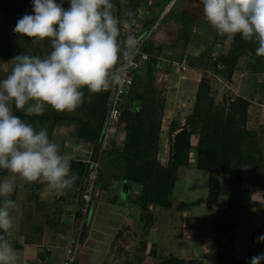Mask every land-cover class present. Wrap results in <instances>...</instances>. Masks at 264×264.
Here are the masks:
<instances>
[{
  "label": "trees",
  "instance_id": "16d2710c",
  "mask_svg": "<svg viewBox=\"0 0 264 264\" xmlns=\"http://www.w3.org/2000/svg\"><path fill=\"white\" fill-rule=\"evenodd\" d=\"M124 1L111 0V10L119 21L120 46L123 24L133 21L138 13L142 14L139 9L141 0ZM63 6H68L67 0H64ZM31 11L30 0H0V62L10 61V70L15 63L13 57L18 54L44 56L50 51L47 39L32 43L31 38L12 31L17 19ZM174 17L181 25L175 42L156 48L147 40L144 46L149 58L133 75V84L121 105V134L112 138L109 148L104 151L97 183L104 181L103 167L114 159L119 168L118 179L127 184L131 195L130 206L137 212L136 223L141 231L140 249L145 250L148 247L147 236L157 220L154 207L174 206L180 168L189 165L192 137L197 136L199 151L196 165L208 172L206 206L215 210L216 256L213 264H249L250 259H237L227 252L234 248L235 229L246 217L252 203V192L245 184L264 173V122L258 113L259 106L264 105V57L255 54L256 44L243 40L239 34L234 37L217 35L204 19L187 12L175 13ZM156 21L142 29L150 28ZM217 46L220 49H215ZM195 47L203 50L194 54ZM119 60L120 56L114 71ZM174 62H186L201 68L202 75L191 112L184 121L173 119L168 125L166 152L162 160L163 118L167 100L159 75ZM240 73L243 78L238 91L233 92L229 88L221 98H217L213 90V76L235 82V76ZM82 91L85 102L72 113L46 107L41 115H25L14 106L13 113L37 130L47 129L52 140L58 125L72 128V138L98 152L109 111L110 88L89 93L84 87ZM68 158L70 171L77 175L71 186L81 195L88 163L84 158L71 155ZM0 174H6V170L0 169ZM224 175L227 176L230 192L227 206L221 208L218 204ZM117 198L116 193L109 198V202H116ZM81 217L82 212L78 210L77 220ZM87 230L88 226L84 224L82 239ZM120 239L122 234L118 233L116 240ZM155 247L150 248V253L157 255ZM159 258L158 264H186L184 258L171 253Z\"/></svg>",
  "mask_w": 264,
  "mask_h": 264
},
{
  "label": "clouds",
  "instance_id": "9594fccd",
  "mask_svg": "<svg viewBox=\"0 0 264 264\" xmlns=\"http://www.w3.org/2000/svg\"><path fill=\"white\" fill-rule=\"evenodd\" d=\"M32 11L17 19L12 31L31 38L47 39L44 55L18 54L10 72L0 78V169L11 174L0 179V231L13 226L10 209L16 177L27 183L44 182L54 194L71 187L77 175L69 158L45 128L36 129L13 113L41 115L46 107L74 112L85 97L82 89L98 93L119 80L118 56L131 58L138 50L132 35L121 49L119 21L112 14L111 0H30ZM204 20L217 35L235 36L256 44L255 54L264 57V0H199ZM90 100L91 97H88ZM264 241V234L257 242ZM264 253L250 258L260 264ZM0 264H16V253L0 242Z\"/></svg>",
  "mask_w": 264,
  "mask_h": 264
},
{
  "label": "crops",
  "instance_id": "0c3cea01",
  "mask_svg": "<svg viewBox=\"0 0 264 264\" xmlns=\"http://www.w3.org/2000/svg\"><path fill=\"white\" fill-rule=\"evenodd\" d=\"M124 2H128V0H125ZM171 2L173 3L169 7ZM168 7L169 9L167 12H187L194 16H198L200 20L204 19L199 0H141L139 9L142 10V14L138 13L136 16L137 18L135 17L133 21L141 28L147 27L148 24L152 23L154 20H158L160 14H162ZM157 22L158 25L150 35L148 42H151L156 48L168 46L175 42L180 32L181 25L176 17H174V14L166 18L164 23L156 21L155 24ZM200 34L201 33H199V35ZM215 49H220V46H217ZM202 50L203 48L196 49L195 47L194 54H198V52L200 53ZM182 64L186 65V70L181 69ZM201 75V68L192 67L186 62L171 63L170 66L168 65L167 68L160 73L159 79L163 83V86L165 85L164 88L166 89L167 100L163 118V130L164 127L168 129V125L173 119L184 121L185 117L191 112L189 110L194 105L196 87ZM239 75L243 77L242 73ZM214 76L213 90L217 98H221L226 89L230 88L233 92L238 91L239 84L235 85V82H228L220 76ZM259 107L260 109L258 113L262 122H264V105H260ZM71 132H73V129L69 127L64 131V140L58 144L59 151L67 157L71 155L85 158L83 151L86 148L85 146L80 145L79 149L71 146L69 147L66 145L67 143L65 144L68 139H73L72 137H74V134L72 135ZM161 159H164L163 154H161ZM106 161L107 159H105L104 162ZM103 168H105L104 181L97 183L96 189L93 193L90 210L92 221L90 223L94 221L97 214H100L103 204L108 203L109 198L117 193L116 190L119 187V168L115 164V160H109L108 164ZM10 176L11 174L6 170V174H0V179H6ZM256 183L264 185V173L260 177L253 178L251 183H246L245 185L252 192L251 188L253 187V184ZM79 192V190L71 187L65 189L62 194H54L46 188L44 182L38 181L27 183L19 177L15 178L14 191L9 197L14 201V206L10 209L13 226L7 232L0 231V242H6L13 248L16 253V264H60L65 245L70 235L69 233L76 223L77 211L80 210L81 200ZM135 193L136 191L134 194ZM117 202H119V197L116 202L109 203ZM174 206L169 209H173ZM129 209L127 210L129 211ZM125 210L121 211L124 213ZM247 219L248 218L243 219L236 227V241L234 248L230 251V254L227 253L237 259H250L252 256L260 253V251L254 246L249 245L252 243L246 239L245 232L239 233V226L244 225ZM207 227L208 225L205 226V228ZM207 230L208 228L206 231ZM128 232H124L121 228L115 234L113 247L120 252H126L127 247L130 246L128 240L125 239ZM118 233H121L123 237L119 241L116 240V235ZM148 237L149 234L147 236L149 247L147 253L151 254L150 248L156 243L151 242ZM139 244L140 245L135 246V249H138V251H140L139 253H142V250L140 249L141 240L139 241ZM180 244L181 248L178 252L180 254L179 257L184 258L186 264H213L216 256L215 247L214 249H209L207 251L201 250L194 255H186L185 253L181 255L182 251H184L182 248L184 244L183 242ZM160 256L161 255L156 258L157 261L155 263H151L150 261L149 263L148 260L145 259L144 264H158ZM117 259L118 256L115 257V260ZM120 261L121 260H117L115 264H120ZM122 262L124 264H135L132 260H128L126 255L122 259ZM260 264H264V261H261Z\"/></svg>",
  "mask_w": 264,
  "mask_h": 264
},
{
  "label": "rangeland",
  "instance_id": "374dc122",
  "mask_svg": "<svg viewBox=\"0 0 264 264\" xmlns=\"http://www.w3.org/2000/svg\"><path fill=\"white\" fill-rule=\"evenodd\" d=\"M111 11L115 16L114 11ZM167 11L160 14L158 21L164 23L166 18L171 14L178 13ZM11 65L12 63L10 61L4 60L0 62L1 78L9 73L8 71ZM242 78V76L237 74L235 76V85L239 84ZM192 108L189 111H191ZM66 128L67 127L64 125H58L56 128L53 140L57 144H60L64 140L63 136ZM166 130V127H164L162 134L163 155H165L166 152L168 138ZM192 138L190 163L188 166L180 168L179 180L174 191L176 203L174 204V208L154 207L157 220L155 225L150 229L148 238L151 242L156 243L155 245L157 247L155 248L158 252L157 255L147 253L149 247L145 250L142 249V253H139L140 251L135 249V246L140 245L139 241L141 240V231L138 223H136L137 212L132 206H129L131 204V195L126 188L127 184L120 181L118 184L119 187L116 190L119 195V202H108L103 204L100 214L96 215L92 223H90L92 221L90 212L87 220L88 223H86L88 230L83 239L81 238L82 240L79 244L76 264H115L117 260H121L120 264H124L122 259L125 255L128 260H132L135 264H144L145 259L148 260V262L155 263L159 255L173 253V255L180 256L178 252L181 248V242L184 244L182 247L184 251H182L181 255H183V253L186 255H194L201 250L207 251L209 249H214V247L216 248L214 244L215 210L207 209L206 206L208 172L199 169L196 165L199 151L198 137L193 136ZM65 144L69 147L80 149V144L74 138L68 139ZM105 158L106 156H104L103 159ZM251 189L253 195L252 203L249 212L246 214V217H244V219H248L244 225L239 226L238 230L239 233L245 232L246 239L252 243L249 245L254 246L260 253H264V241L257 242V237L264 234V185L256 183L253 184ZM229 192L230 188L227 176L224 175L218 207L224 208L227 206ZM126 208H130L129 211ZM121 210H125V212L123 213ZM207 225L208 230L206 231L207 228H205V226ZM121 228L124 232L129 231L125 239L128 240L130 246L127 247L126 252H120L113 247L115 234ZM227 253L230 254V252ZM117 256L118 259L115 260Z\"/></svg>",
  "mask_w": 264,
  "mask_h": 264
},
{
  "label": "built area",
  "instance_id": "2783aa9c",
  "mask_svg": "<svg viewBox=\"0 0 264 264\" xmlns=\"http://www.w3.org/2000/svg\"><path fill=\"white\" fill-rule=\"evenodd\" d=\"M172 3L173 2H171L169 7ZM169 7L166 8L164 12L167 11ZM157 25L158 22L144 30L137 26L134 21H127L122 26L123 39L121 41V49L123 50L124 48L123 42L127 36L132 35L138 41V50L131 58L120 56L119 65L115 71L120 78L110 87L108 101L109 111L103 129L101 148L98 152H95L89 147L83 150L85 154L84 160L88 163V169L83 178L82 192L80 195V200L82 201L80 206L82 217L78 220L76 219V223L65 245L60 264H76L77 262L78 248L82 237V227L84 224L88 223L87 220L91 210L93 193L97 186L102 156L104 151L109 148L111 139L120 136V132L123 128V123L121 122V105L125 102L126 96L133 84V75L135 71L149 58V53L144 50V46ZM181 69L186 70V65L182 64Z\"/></svg>",
  "mask_w": 264,
  "mask_h": 264
}]
</instances>
